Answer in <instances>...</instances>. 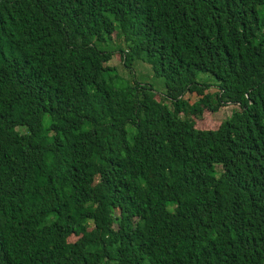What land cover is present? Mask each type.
I'll return each instance as SVG.
<instances>
[{"label":"trees","instance_id":"16d2710c","mask_svg":"<svg viewBox=\"0 0 264 264\" xmlns=\"http://www.w3.org/2000/svg\"><path fill=\"white\" fill-rule=\"evenodd\" d=\"M0 264H264V0H0Z\"/></svg>","mask_w":264,"mask_h":264},{"label":"rangeland","instance_id":"374dc122","mask_svg":"<svg viewBox=\"0 0 264 264\" xmlns=\"http://www.w3.org/2000/svg\"><path fill=\"white\" fill-rule=\"evenodd\" d=\"M111 67H114L117 71V73L124 79L129 80V81H137L142 84H148L151 85L154 90L158 93H164L165 88H164V82L161 79H157L153 77L151 70L148 66H146L143 63H136L134 66V73L132 75L129 74L128 70L123 68V65L117 56L115 54L113 56L112 61L109 63ZM205 75H200L198 80L201 81L203 79H207L209 83L215 84V80L212 77H207ZM208 93H211L212 96H215L217 94V89L211 88L210 90L207 91ZM186 98L188 99L189 103L192 105L195 102L199 100V96L192 94V95H187ZM212 102H215L214 99H212ZM235 107L232 105H226L221 108L215 113H211L206 109H203L201 106V109L203 110V113L201 116L196 117V127L199 129H216L220 123L227 119L231 113L232 110Z\"/></svg>","mask_w":264,"mask_h":264}]
</instances>
